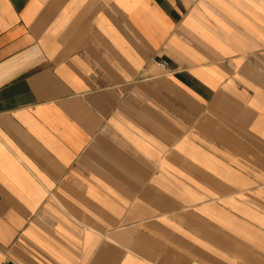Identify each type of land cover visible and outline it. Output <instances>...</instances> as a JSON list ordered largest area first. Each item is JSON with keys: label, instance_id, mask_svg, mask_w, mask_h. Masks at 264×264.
Instances as JSON below:
<instances>
[{"label": "crops", "instance_id": "0c3cea01", "mask_svg": "<svg viewBox=\"0 0 264 264\" xmlns=\"http://www.w3.org/2000/svg\"><path fill=\"white\" fill-rule=\"evenodd\" d=\"M0 264H264V0H0Z\"/></svg>", "mask_w": 264, "mask_h": 264}, {"label": "built area", "instance_id": "2783aa9c", "mask_svg": "<svg viewBox=\"0 0 264 264\" xmlns=\"http://www.w3.org/2000/svg\"><path fill=\"white\" fill-rule=\"evenodd\" d=\"M159 66H160L162 69L166 70L167 67H168V63H167L166 61H160V62H159Z\"/></svg>", "mask_w": 264, "mask_h": 264}]
</instances>
